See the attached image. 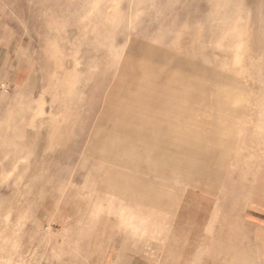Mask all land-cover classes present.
Listing matches in <instances>:
<instances>
[{
    "label": "rangeland",
    "instance_id": "374dc122",
    "mask_svg": "<svg viewBox=\"0 0 264 264\" xmlns=\"http://www.w3.org/2000/svg\"><path fill=\"white\" fill-rule=\"evenodd\" d=\"M0 264H264V0H0Z\"/></svg>",
    "mask_w": 264,
    "mask_h": 264
}]
</instances>
